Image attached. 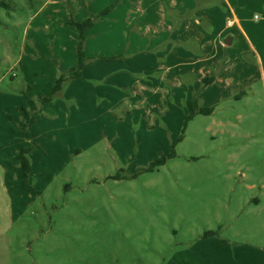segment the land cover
Listing matches in <instances>:
<instances>
[{"label":"rangeland","instance_id":"1","mask_svg":"<svg viewBox=\"0 0 264 264\" xmlns=\"http://www.w3.org/2000/svg\"><path fill=\"white\" fill-rule=\"evenodd\" d=\"M5 1L0 264H264L262 82L212 115H195L175 146L182 132L160 115L121 122L122 110L102 115L93 103L71 118L50 106L58 117H41L31 144L12 120L24 116L28 84L35 95L51 92L56 59L65 63V25L85 19V0ZM32 145L26 177L17 154ZM158 158L165 164L143 169Z\"/></svg>","mask_w":264,"mask_h":264},{"label":"crops","instance_id":"2","mask_svg":"<svg viewBox=\"0 0 264 264\" xmlns=\"http://www.w3.org/2000/svg\"><path fill=\"white\" fill-rule=\"evenodd\" d=\"M115 1L85 0L81 8L85 19L79 22ZM65 27L68 32L58 53L65 63L57 58L54 64L59 74L77 68L79 62V31L70 23ZM226 35L233 37L232 45L225 44ZM86 55L90 62L82 77L55 95L58 75L49 81L51 92L39 90L35 95L28 84L24 93L28 103L20 107L24 116L19 123L12 120L26 140L34 143L31 130L41 117H58L50 106L61 107L71 118L82 103H93L102 115L115 117L122 110L125 116L116 118L121 122L137 113L148 119L160 115L179 133L192 117L185 139L189 122L200 109L213 108L214 114L217 104L239 100L256 82H262L264 89V0H120L88 31ZM248 57L255 66L244 62ZM208 79L212 81L205 83ZM41 95L54 100L41 101L40 111L29 117L24 109L30 98Z\"/></svg>","mask_w":264,"mask_h":264},{"label":"trees","instance_id":"3","mask_svg":"<svg viewBox=\"0 0 264 264\" xmlns=\"http://www.w3.org/2000/svg\"><path fill=\"white\" fill-rule=\"evenodd\" d=\"M119 3H120V0L115 1L110 6L106 7L105 9L100 11L99 13L94 14L93 17H90V18L84 20L83 22L74 21V20H72L70 22V24H72L74 27H76L77 30L79 31V43H80V44H78L79 62H78L77 68H72L69 71H60V74L58 75L56 82L53 84L52 96L55 95L56 93L62 91L64 89V86H65L67 81L75 80L77 78L82 77V75H83L82 72H83L84 67L86 66V64L88 62H90L89 61L90 59L86 55L88 31L91 28H93L96 25V23H98L104 16H106L110 12L114 11L116 9V7L119 6ZM0 7L8 8L9 6L7 5V2L5 0H0ZM112 58L116 59V57H112ZM71 73H73V74L69 75ZM211 81H212L211 79H208L205 81V83H209ZM52 100H54L53 97H50L47 99V97H45L43 95H41L38 99L30 98V106H29V108H26L24 110L27 113V115H29V117H30L33 114L40 111V102L41 101L50 102ZM212 112H213V108L200 109V111H199L200 114H204V115L212 114ZM191 118L192 117H189L185 120L182 134L175 141L174 146L183 140L187 123ZM27 129H28V125H25L23 127V130L25 132V136H26ZM33 150H34V146L32 145V146H29L26 148H22L17 154V156H19V158H20L21 167L23 168V171H24V174L26 177L30 176L29 174L32 170V161L30 158L31 156H29V155L31 154V152ZM175 155H176V152H175L174 147H173V149L170 153V157H175ZM165 162H166V158H158V159H155L153 162H151L148 167H145L143 169L146 171H152L154 169V167L159 166V165H163V164H165ZM25 185L27 187H30L27 182H25ZM215 234L216 233H214V232H209L205 235V237L215 236Z\"/></svg>","mask_w":264,"mask_h":264},{"label":"water","instance_id":"4","mask_svg":"<svg viewBox=\"0 0 264 264\" xmlns=\"http://www.w3.org/2000/svg\"><path fill=\"white\" fill-rule=\"evenodd\" d=\"M233 43V37L229 36L227 39H225V44L226 45H232Z\"/></svg>","mask_w":264,"mask_h":264},{"label":"built area","instance_id":"5","mask_svg":"<svg viewBox=\"0 0 264 264\" xmlns=\"http://www.w3.org/2000/svg\"><path fill=\"white\" fill-rule=\"evenodd\" d=\"M227 26H228V27H231V26H232V21H228V22H227Z\"/></svg>","mask_w":264,"mask_h":264}]
</instances>
